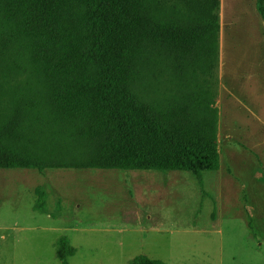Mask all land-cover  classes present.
Returning a JSON list of instances; mask_svg holds the SVG:
<instances>
[{
    "label": "rangeland",
    "instance_id": "374dc122",
    "mask_svg": "<svg viewBox=\"0 0 264 264\" xmlns=\"http://www.w3.org/2000/svg\"><path fill=\"white\" fill-rule=\"evenodd\" d=\"M150 5L158 15L175 8L187 24L218 21L213 48L184 63L159 54L142 88L213 96L219 168L202 173V188L186 171L71 168L76 147L51 139L54 166L0 168V264H60L54 243L62 235L77 247L70 264H125L150 244L151 256L170 252L154 257L168 264H264V19L256 0ZM24 77L0 69L10 85ZM37 188L44 213L32 208Z\"/></svg>",
    "mask_w": 264,
    "mask_h": 264
},
{
    "label": "trees",
    "instance_id": "16d2710c",
    "mask_svg": "<svg viewBox=\"0 0 264 264\" xmlns=\"http://www.w3.org/2000/svg\"><path fill=\"white\" fill-rule=\"evenodd\" d=\"M256 9L264 19V0ZM153 13L150 0H0V69L25 75L0 81V168H50L51 139H65L78 150L71 168L186 171L202 188V173L220 166L213 96L142 86L159 54L184 63L210 49L218 21ZM54 248L60 264L77 252L64 235ZM125 264L168 263L138 254Z\"/></svg>",
    "mask_w": 264,
    "mask_h": 264
},
{
    "label": "crops",
    "instance_id": "0c3cea01",
    "mask_svg": "<svg viewBox=\"0 0 264 264\" xmlns=\"http://www.w3.org/2000/svg\"><path fill=\"white\" fill-rule=\"evenodd\" d=\"M124 171H129V170H124ZM98 215L99 216H102V217H106L107 215H105L104 213H103V211H100V209H98ZM70 239V238H69ZM162 246H163V248L165 249V246L162 244ZM148 250H156V248H155V246H153V245H149V248H148ZM151 251H144L143 253H140V254H146L147 256H149V257H151V258H154V257H168V256H170L169 254H170V252H167V254L166 253H160V252H158V251H156L157 253H159V254H161V255H158V256H151V255H154V253H152ZM152 253V254H151ZM136 255H138V254H136ZM136 255H134V256H136ZM133 256V257H134Z\"/></svg>",
    "mask_w": 264,
    "mask_h": 264
}]
</instances>
